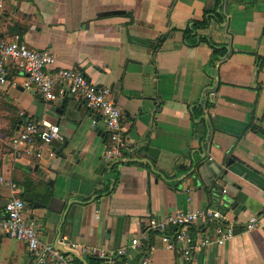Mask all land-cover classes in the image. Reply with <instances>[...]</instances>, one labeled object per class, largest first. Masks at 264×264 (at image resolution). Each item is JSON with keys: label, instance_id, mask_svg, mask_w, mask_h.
Wrapping results in <instances>:
<instances>
[{"label": "crops", "instance_id": "0c3cea01", "mask_svg": "<svg viewBox=\"0 0 264 264\" xmlns=\"http://www.w3.org/2000/svg\"><path fill=\"white\" fill-rule=\"evenodd\" d=\"M213 12L220 18L196 26ZM14 35L53 54L49 71L78 69L109 87L122 112L124 158L106 161L100 115L72 98L43 100L22 86L17 65L8 67L11 78L0 85V173L22 197L25 180L43 193L33 195L42 207L26 202L41 240L107 252L76 255L81 264H264V224L243 229L251 216L264 222V0L251 9L230 0H0V39ZM203 38L224 55L213 60ZM20 111L59 126L65 160L60 142L41 158L12 155L8 140L22 125ZM9 196L0 186V217ZM206 207L234 225V237L191 260L146 230L150 218ZM215 222L194 225V235L212 232ZM143 235L141 247L116 255ZM34 263L25 243L0 235V264Z\"/></svg>", "mask_w": 264, "mask_h": 264}, {"label": "built area", "instance_id": "2783aa9c", "mask_svg": "<svg viewBox=\"0 0 264 264\" xmlns=\"http://www.w3.org/2000/svg\"><path fill=\"white\" fill-rule=\"evenodd\" d=\"M53 62L54 56L49 50L30 48L19 35L0 39V85L8 83V67L13 64L23 73L22 86L27 90H36L43 100L51 102L72 98L84 103L87 108L100 115L105 123V160L123 159L122 112L112 97L111 89L94 83L78 69L60 68L49 71L48 68ZM211 95H214V92H211ZM19 115L23 117L24 113L20 111ZM52 142H64L58 125L44 120L24 118L18 132L10 136L8 147L13 156L41 158L44 149ZM0 186L8 189L10 193L0 217V235L25 243L33 255L34 264H76L75 255L107 257V252L101 247L62 241L67 250V253H64L58 247L44 242L34 219L26 216V202L20 196L19 186L11 177L2 173ZM98 213V210H95L96 219ZM203 221L216 222L212 232H204V235L197 237L191 230L194 225H201ZM263 224L258 216H251L243 229L252 231ZM233 226L222 221L218 210L206 207L177 210L164 219L150 218L146 230L159 232L167 249L175 251L186 260H191L195 251L230 242L234 237ZM144 239V235L131 239L129 245L116 250V255H125L128 248L141 247ZM141 264H149V260L144 258Z\"/></svg>", "mask_w": 264, "mask_h": 264}, {"label": "trees", "instance_id": "16d2710c", "mask_svg": "<svg viewBox=\"0 0 264 264\" xmlns=\"http://www.w3.org/2000/svg\"><path fill=\"white\" fill-rule=\"evenodd\" d=\"M230 1L233 4H237V5L243 6V8H245V9H251L253 7H256L261 2V0H230ZM220 16L221 15L219 13H216V12H213L212 14L208 13L207 17H205L201 22L196 23V26L197 27H203V26H205L208 23L209 18H211V17L220 18ZM203 40L206 41L211 46V48L213 50V53H212L213 60L217 56L224 55V53L220 52V50L217 47H215V45L213 43L209 42V40H207L206 38H203ZM10 78H11L10 77V73L8 72V79H10ZM23 117H21L22 120L25 118V117L24 118ZM22 123H23V121H22ZM14 124H17V122H14ZM15 128H16L15 130L11 131L10 136H12L15 133H17V131H16L17 127H15ZM21 184H22L21 186L24 188L22 193L31 192V193H33L35 199H39V196H43V193L41 191H38L37 188L33 186L34 183L32 181L25 180ZM191 231H193V230H191ZM92 258L93 257H91V259ZM75 263L76 264H81V262L77 258H75Z\"/></svg>", "mask_w": 264, "mask_h": 264}, {"label": "water", "instance_id": "95a60500", "mask_svg": "<svg viewBox=\"0 0 264 264\" xmlns=\"http://www.w3.org/2000/svg\"><path fill=\"white\" fill-rule=\"evenodd\" d=\"M67 145H68V143L66 141H64L63 144L59 147V155L64 160L67 158V155L63 152V150L67 147ZM23 199H24L25 202H27L28 204L33 205L34 207H42L43 206V204L38 203V202H36L34 200L33 193H31V192H25L23 194ZM59 250L64 252V253H67V250H64V249H61V248H59ZM76 257L79 258V256H76Z\"/></svg>", "mask_w": 264, "mask_h": 264}, {"label": "rangeland", "instance_id": "374dc122", "mask_svg": "<svg viewBox=\"0 0 264 264\" xmlns=\"http://www.w3.org/2000/svg\"><path fill=\"white\" fill-rule=\"evenodd\" d=\"M0 119H1V116H0ZM0 131H3V130L1 129V127H0ZM5 147H6L5 143L2 142V148H5Z\"/></svg>", "mask_w": 264, "mask_h": 264}]
</instances>
